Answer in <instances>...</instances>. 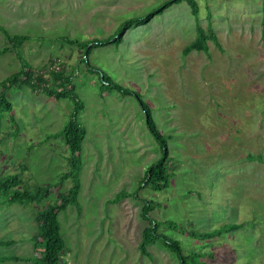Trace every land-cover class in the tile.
Returning a JSON list of instances; mask_svg holds the SVG:
<instances>
[{"label": "rangeland", "instance_id": "374dc122", "mask_svg": "<svg viewBox=\"0 0 264 264\" xmlns=\"http://www.w3.org/2000/svg\"><path fill=\"white\" fill-rule=\"evenodd\" d=\"M165 1L0 0V26L13 36H30L19 49L24 59L45 79L51 80L49 71L73 76L84 105L82 211L69 205L59 215L66 264H179L161 243L150 245L148 256L141 254L149 226L142 219L143 200L151 202L160 232L179 240L185 254H212L203 259L210 264H264V0H197L201 26L211 27L219 43L208 40V53L184 54L197 37L185 2L128 30L119 47L92 52V65L152 108L174 173L163 191L140 190L148 168L163 154L140 105L103 87L100 76L81 63L84 53L64 41L105 39ZM6 46L0 31V49ZM21 66L15 52L1 55L0 82ZM7 98L15 121L7 112L0 116V178L20 174L28 188L56 183L68 169L70 152L58 134L74 102L29 86L13 87ZM71 186L67 181L63 190ZM123 192H138L140 200L117 198ZM57 197L28 206H9L0 198V240L17 242L0 254L32 257L35 214ZM233 224L242 227L210 239L190 236Z\"/></svg>", "mask_w": 264, "mask_h": 264}, {"label": "trees", "instance_id": "16d2710c", "mask_svg": "<svg viewBox=\"0 0 264 264\" xmlns=\"http://www.w3.org/2000/svg\"><path fill=\"white\" fill-rule=\"evenodd\" d=\"M184 2L188 4L192 15L196 19L197 31L195 41L185 48L184 54L187 55L195 50L208 53V40L214 41L217 45H219V43L217 36L211 27L206 30L201 26L199 22L200 7L197 0H167L156 9L152 10L147 16L125 21L120 25L117 32L105 39L80 41L68 37L64 38L66 43L78 47L84 53L83 58L80 60L81 63L86 65L88 71L97 73L100 76L103 87L108 90H116L124 95L133 96L144 112L149 133L159 144L163 154L158 161L148 168L147 175L140 183V190L143 187H150L154 191H163L169 188L174 173L171 169L168 141L153 118L152 108L143 101L141 95L134 90L126 89L115 83L102 69L92 65L90 57L92 52L97 48L109 45H116L119 47L128 30L149 24L153 18L162 15L165 10L172 5ZM0 31L5 35L7 43L6 47L0 49V56L9 52H15L22 63L21 69L18 73L13 74L3 82H0V85L3 87V91L0 93V116H2L4 112H7L9 113L10 121H15L13 105L7 98L8 91L13 87L29 86L34 91L42 92L55 100L69 99L75 104L74 111L70 116V121L58 134V137L64 140L70 153L67 158L68 169L60 176L56 183L28 188L21 179L20 174L7 175L0 178V198H3L5 204L9 206L15 204L21 206L32 204L40 205L58 193V197L53 203L47 206L45 205L43 209L37 211L35 214L37 232L30 238V242L33 244L34 248L33 256L22 259L18 256H6L0 254V264H5L6 262L11 261L20 262L24 260L32 264H66L65 255L67 252V246L62 236L59 215L61 212L65 211L69 205L75 206L78 213H81L82 211L78 199L81 188L78 175L83 165L82 151L87 136V129L79 122V116L84 110V105L79 100L74 87L72 86L73 76L67 75L65 70H63L62 73L49 71L48 74L51 80L45 79V76L34 71L30 64L24 59L19 49L30 39V36H13L2 26H0ZM67 181H70L72 186L67 191H64L63 188ZM121 197L140 200L138 192L135 194L123 192L117 195V198ZM143 201L145 206L143 208L142 219L149 223V226L143 231L142 242L140 244V252L143 256L149 255L148 247L150 245L161 243L167 250L177 257L179 264H210L203 259L205 257H211L212 254H185L183 246L179 240L161 233V224L151 217V208L149 206L151 202L147 200ZM241 227L242 225L233 224L210 233L192 232L190 233V236L199 239H210L221 235L224 231L238 230ZM16 243L15 240H0V248H8Z\"/></svg>", "mask_w": 264, "mask_h": 264}, {"label": "built area", "instance_id": "2783aa9c", "mask_svg": "<svg viewBox=\"0 0 264 264\" xmlns=\"http://www.w3.org/2000/svg\"><path fill=\"white\" fill-rule=\"evenodd\" d=\"M57 67H58V69H59V65H58Z\"/></svg>", "mask_w": 264, "mask_h": 264}]
</instances>
